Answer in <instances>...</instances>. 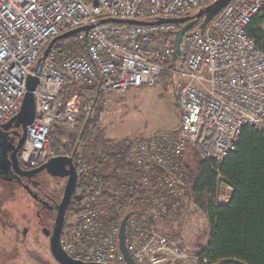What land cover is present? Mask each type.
Wrapping results in <instances>:
<instances>
[{
  "label": "built area",
  "instance_id": "obj_1",
  "mask_svg": "<svg viewBox=\"0 0 264 264\" xmlns=\"http://www.w3.org/2000/svg\"><path fill=\"white\" fill-rule=\"evenodd\" d=\"M214 0H0V124L21 109L26 80L49 42L91 26L85 52L72 53L56 41L49 49L33 92L34 119L26 128L20 161L35 168L56 156L69 158L82 195L65 214L59 245L84 263L127 264L119 245L136 264H213L202 250H186L179 236L160 223L188 211L193 183L181 168L190 146L201 160L215 163L212 205L228 202L232 186L218 164L239 142L243 127L264 129V52L247 34L264 0H232L199 30L186 32L172 63L175 23L157 21L191 15ZM143 25L99 24L104 19ZM170 75L176 94L178 126L147 138H121L97 144V133L76 134L79 121L92 120L97 95L62 99L68 86L86 84L104 96L156 86ZM60 127L66 149L50 146ZM128 152L129 167L115 159Z\"/></svg>",
  "mask_w": 264,
  "mask_h": 264
},
{
  "label": "trees",
  "instance_id": "obj_2",
  "mask_svg": "<svg viewBox=\"0 0 264 264\" xmlns=\"http://www.w3.org/2000/svg\"><path fill=\"white\" fill-rule=\"evenodd\" d=\"M201 20H195L190 31L198 29ZM120 25V24H117ZM176 26L179 28L181 25ZM247 34L255 39L256 45L264 52V5L252 18L247 27ZM58 44L70 49L72 53L85 52L84 40L68 35L59 39ZM159 83L170 84V75L163 73ZM95 86L74 84L68 86L61 94L64 101L76 94L81 99L97 95L98 108L92 120L79 121L74 140L82 135L87 136L91 131L97 133L95 143L105 144L104 132L100 128L99 117L104 108V96L97 94ZM176 107L178 108L177 104ZM64 135L60 127L53 126L50 133V146L60 151V138ZM128 152L123 157L115 159L116 167L130 166ZM215 163L201 160L198 154L187 146L181 159V168L193 183V200L196 206L206 215L209 225V241L201 249L204 257L213 264H264V129L258 131L250 126L242 129L239 142L234 152L229 153L219 164L218 171L232 186V193L227 203L212 205L204 197L215 189ZM11 191L2 190L0 200ZM83 195V194H82ZM5 225L0 214V235H5ZM178 237V234H175ZM15 243L24 246L16 237ZM10 249V248H9ZM0 247V257L6 259L19 257L15 249ZM51 259L58 264L51 256ZM39 264H51L47 260H37Z\"/></svg>",
  "mask_w": 264,
  "mask_h": 264
},
{
  "label": "rangeland",
  "instance_id": "obj_3",
  "mask_svg": "<svg viewBox=\"0 0 264 264\" xmlns=\"http://www.w3.org/2000/svg\"><path fill=\"white\" fill-rule=\"evenodd\" d=\"M104 102L99 123L108 142L121 138H147L155 132L178 126L179 112L171 84L131 88L124 95L106 96ZM60 144V150L66 149L61 141ZM5 188L11 192L0 200L1 219L6 229V234L0 235V247L15 249L19 257L9 258L4 263L6 256L3 255L0 264H39L37 260L42 259L55 264L47 241L38 232L39 220L33 200L22 196L17 185L0 179V196ZM188 208L184 214L182 211L159 225L164 231L178 234L186 250H201L209 241L210 225L194 200ZM24 227L28 234L22 240L19 232ZM16 237L25 243L24 246L15 243Z\"/></svg>",
  "mask_w": 264,
  "mask_h": 264
},
{
  "label": "water",
  "instance_id": "obj_4",
  "mask_svg": "<svg viewBox=\"0 0 264 264\" xmlns=\"http://www.w3.org/2000/svg\"><path fill=\"white\" fill-rule=\"evenodd\" d=\"M231 1L232 0H214L213 2L209 3L205 7H202L194 11L191 15H188L182 18H177V19H166V20L157 21V23L171 22L177 25H181V27H179L174 32L173 45H172L173 47L172 63H174L177 59V48H178L180 39L186 32H188L192 28L194 21L202 19L201 23L198 26V30L201 34H203L210 20L215 15H217ZM110 23L126 24V25L145 24L139 21H128V20L121 21V20H116L112 18L99 21V24H110ZM90 28L91 26H86V27L75 29L69 33L59 36L58 38H54L49 42L48 46L43 51L42 55L38 59L33 69L34 74L29 75L27 77L26 92L23 98L20 111L18 112L16 116L12 117L8 122L0 124L1 127L6 126L8 123L14 122L15 127L21 126L24 129V132L26 134L27 126L30 125L34 119L35 100H34L33 92L37 87L38 74L41 71L43 62L47 56L49 49L52 47V45L56 41H58L59 39L65 38L68 35H75L77 33L83 32L86 37L87 32L89 31ZM174 97L176 100L175 92H174ZM41 170H46L47 173L51 174L52 176H56L60 178H68L66 186H65V190H64L63 199L58 207V213L55 219L53 234L49 240V251H50L52 258L58 264H96V263H84V262L70 258L62 251L59 245V240H60V235H61V231H62L63 224H64L65 214H66L68 205L70 203L71 195L74 192V189L76 187V174H75V169H74V166L71 160L65 156H56L48 160L47 162L43 163L38 169L32 170L30 172H23L17 169L16 173L19 176L29 177ZM74 200L79 201L80 200L79 196H74ZM126 219H127V216H125V218L122 220L121 225H120L119 245H120L122 254L124 256L125 262L127 264H136L134 263L127 249L125 248L124 225H125Z\"/></svg>",
  "mask_w": 264,
  "mask_h": 264
},
{
  "label": "flooded vegetation",
  "instance_id": "obj_5",
  "mask_svg": "<svg viewBox=\"0 0 264 264\" xmlns=\"http://www.w3.org/2000/svg\"><path fill=\"white\" fill-rule=\"evenodd\" d=\"M14 124L13 122L8 123L4 127L0 126V179L17 185L22 196L33 200L36 207V216L39 220L40 228L38 232L49 246L58 207L63 199L68 178L52 176L46 170H41L29 177L19 176L16 173L17 169L23 172H30L38 169L41 165L29 168L20 161L19 154L26 134L21 126L15 127ZM74 196H79L80 200L82 199V194L79 193L77 186L71 195L69 205L73 201H80L74 200ZM43 222L45 225H43ZM19 234L21 239L24 240L28 234V229L24 227Z\"/></svg>",
  "mask_w": 264,
  "mask_h": 264
},
{
  "label": "crops",
  "instance_id": "obj_6",
  "mask_svg": "<svg viewBox=\"0 0 264 264\" xmlns=\"http://www.w3.org/2000/svg\"><path fill=\"white\" fill-rule=\"evenodd\" d=\"M176 101V100H175ZM176 104H177V102H176ZM167 130H171V129H167Z\"/></svg>",
  "mask_w": 264,
  "mask_h": 264
}]
</instances>
